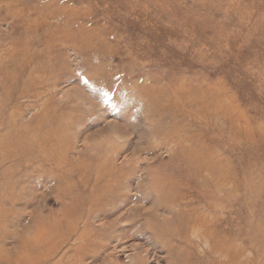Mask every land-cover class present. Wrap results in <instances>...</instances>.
Wrapping results in <instances>:
<instances>
[{"label":"rangeland","instance_id":"1","mask_svg":"<svg viewBox=\"0 0 264 264\" xmlns=\"http://www.w3.org/2000/svg\"><path fill=\"white\" fill-rule=\"evenodd\" d=\"M53 108L0 264H264V0H0V135Z\"/></svg>","mask_w":264,"mask_h":264},{"label":"bare ground","instance_id":"2","mask_svg":"<svg viewBox=\"0 0 264 264\" xmlns=\"http://www.w3.org/2000/svg\"><path fill=\"white\" fill-rule=\"evenodd\" d=\"M20 54H22L21 58H24L23 56L25 55V52H20ZM10 77L11 80L14 79V76L11 75ZM12 118L13 117H11L9 120L5 134L0 135V158L13 163L30 160L31 158L35 157L36 161L38 162L44 161L48 162L47 164L52 165L58 163V161H55V159L58 158V152L53 149L52 142H50L49 138H51L53 133H56L59 136L62 134V130L58 131L55 129L53 132L51 128L48 127L49 123H55L58 120L59 122L64 123V121H60V118L57 117V108L48 109L44 111L43 114L41 113L40 116L35 118L31 127L22 125L20 126L17 124V121ZM30 153L33 154L28 157V154ZM106 161L107 160L104 161L99 159L90 166L89 172H94V174L97 175L98 180L102 178L110 179L111 175H113L115 172L114 167ZM216 166L219 165L214 163L211 167L214 169ZM2 188L7 189L8 187L7 185H3ZM65 188H69V185H66ZM60 240L58 242H60ZM25 260L27 262L30 261L27 259Z\"/></svg>","mask_w":264,"mask_h":264}]
</instances>
